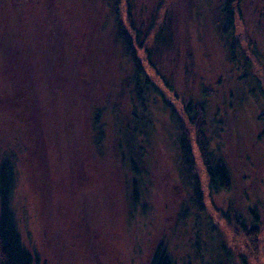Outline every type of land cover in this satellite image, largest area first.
<instances>
[{
    "label": "rangeland",
    "instance_id": "374dc122",
    "mask_svg": "<svg viewBox=\"0 0 264 264\" xmlns=\"http://www.w3.org/2000/svg\"><path fill=\"white\" fill-rule=\"evenodd\" d=\"M223 1L128 2L139 20L162 6L158 17L170 21L173 42L153 59L165 81L150 76L185 128L183 107L202 102L206 133L215 132L211 148L221 146L230 182L217 193L208 194L194 153L199 212L188 177L179 173L175 130L161 96L152 102L149 95L142 119L149 137L137 172L124 146L119 151L118 125L135 96L125 82L130 64L115 36L112 0H0V190H9L11 165L8 206L34 264H150L158 248L172 264H202L201 258L236 264L247 244L242 227L221 211L247 226L253 210L264 251V134L256 120L264 97L250 93L245 81L241 90L227 59L217 29ZM118 3L124 12L125 0ZM233 3V37L263 84L264 0ZM248 264H264V252Z\"/></svg>",
    "mask_w": 264,
    "mask_h": 264
},
{
    "label": "trees",
    "instance_id": "16d2710c",
    "mask_svg": "<svg viewBox=\"0 0 264 264\" xmlns=\"http://www.w3.org/2000/svg\"><path fill=\"white\" fill-rule=\"evenodd\" d=\"M110 1V0H109ZM129 0H125L126 9L122 12L118 0H112V6L115 14V33L116 39L121 45L122 51L127 57L130 64V72L128 79L125 81L127 86H130L132 93L135 96L130 115L121 121L118 125L119 151L124 148L128 152L129 166L131 170L137 172L136 163L138 164V157L143 151L142 143L148 140V127L142 123V119L147 116L149 112V95L152 97V102H155L156 96H161L163 107H167L169 103L165 98L164 92L161 89L158 81L154 80L150 75V71L154 72L161 82L165 79L161 77L157 71L154 63L155 55L161 54L168 46H172L173 31L171 30L170 21L162 23L158 17V12L162 8L161 5L155 6L151 10V14L145 20L133 18L130 12ZM221 8L220 21H218L217 29L220 37L224 39V47L228 55L227 59L235 66L237 73V80L242 83L241 90L245 88L247 83L250 86V93L264 97V82L260 75L257 74L256 65L254 66L252 58L242 46L240 40L233 37L234 16L237 15V9H234L233 0H224ZM167 15V14H166ZM139 20V22H138ZM164 21V19H163ZM228 37H230L228 41ZM252 56L255 58L256 49L253 48ZM258 75V76H257ZM262 76V75H261ZM264 76V75H263ZM247 82L246 84L244 83ZM247 86V88H248ZM256 91V92H255ZM231 95V93H230ZM169 115L171 117L172 125L175 130L174 145L178 152L177 164L181 177L187 178L190 183V190L192 192V199L196 203L199 212H202V194L199 185L196 182L194 153L197 151L199 158L205 168L208 176L207 189L208 194L217 193L222 190H228L230 176L229 170L226 166L225 159L221 154V146L218 144L214 149L211 148L213 138L215 135L208 136L206 133V118L204 104L197 102L192 105L189 101L183 107V115L188 116L187 122L189 127L185 128L182 120L177 117V113L172 108H169ZM178 116H181L180 114ZM256 120L262 124V132L264 134V112L256 116ZM151 122V121H150ZM149 122V123H150ZM193 128V134L191 132ZM192 144L193 147H192ZM7 159V158H6ZM9 160V159H7ZM121 161V160H120ZM10 180H8L7 192L1 193L0 190V264H34L35 257L24 246L21 236L17 230L13 213L8 206L9 194L12 188V166L9 170ZM4 173L0 170V185L2 184ZM194 180V181H193ZM135 180L133 181V183ZM137 196L136 186H133L131 199L134 201ZM253 215L250 224L247 226L240 220V216H229L228 212H222V217L235 227L241 226V237L247 244V249L250 252H243L240 257H237L236 264H248L250 260H257L259 252L262 253V246H258L260 239L258 237L259 224L258 215L253 210H248ZM239 229L236 234L239 235ZM201 258V256H200ZM202 264H204L201 258ZM171 257L164 249L158 248L150 264H172Z\"/></svg>",
    "mask_w": 264,
    "mask_h": 264
}]
</instances>
